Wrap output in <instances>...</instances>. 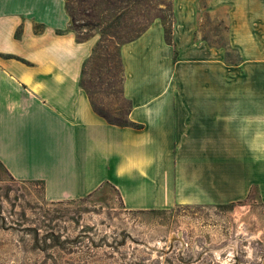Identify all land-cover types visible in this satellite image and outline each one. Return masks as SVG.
Instances as JSON below:
<instances>
[{"label": "crops", "instance_id": "0c3cea01", "mask_svg": "<svg viewBox=\"0 0 264 264\" xmlns=\"http://www.w3.org/2000/svg\"><path fill=\"white\" fill-rule=\"evenodd\" d=\"M224 5L239 63L192 48L175 58L154 22L121 47L130 125L109 124L81 86L92 42L65 0H0V162L50 202L110 185L129 211L264 204V0ZM216 6V5H215ZM217 7V6H216ZM203 53V55L201 54Z\"/></svg>", "mask_w": 264, "mask_h": 264}, {"label": "rangeland", "instance_id": "374dc122", "mask_svg": "<svg viewBox=\"0 0 264 264\" xmlns=\"http://www.w3.org/2000/svg\"><path fill=\"white\" fill-rule=\"evenodd\" d=\"M66 3L78 41L92 42L82 88L98 115L121 125L131 109L121 47L154 22L180 48L175 58L208 47L212 59H243L228 45L226 8L215 0ZM0 264H264V204L252 195L233 204L129 211L110 185L50 202L41 184L13 179L0 162Z\"/></svg>", "mask_w": 264, "mask_h": 264}, {"label": "trees", "instance_id": "16d2710c", "mask_svg": "<svg viewBox=\"0 0 264 264\" xmlns=\"http://www.w3.org/2000/svg\"><path fill=\"white\" fill-rule=\"evenodd\" d=\"M66 1V0H65ZM126 3H132V2H135V0H124ZM66 8H67V11H68V13H69V15H70V17H71V19H72V21L74 20V18H73V16H72V14H71V11H70V8H69V6L67 5V3H66ZM166 31V33L168 34V31L167 30H165ZM168 43H170L169 41H168ZM82 73H83V70H82ZM82 80V79H81ZM82 86V85H81ZM105 117V119L107 120V122L109 123V124H112V125H117V126H127V125H130L131 124V122L130 121H128V123L127 124H125V125H121V124H118V123H115V122H113L112 120H110L109 118H107L106 116H104Z\"/></svg>", "mask_w": 264, "mask_h": 264}]
</instances>
